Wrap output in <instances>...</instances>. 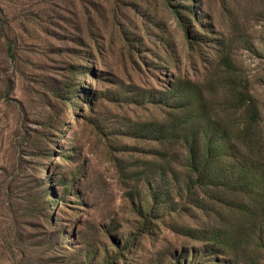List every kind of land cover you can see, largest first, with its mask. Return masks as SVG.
Wrapping results in <instances>:
<instances>
[{
    "label": "rangeland",
    "instance_id": "obj_1",
    "mask_svg": "<svg viewBox=\"0 0 264 264\" xmlns=\"http://www.w3.org/2000/svg\"><path fill=\"white\" fill-rule=\"evenodd\" d=\"M212 131L264 173V0H0V264H264Z\"/></svg>",
    "mask_w": 264,
    "mask_h": 264
},
{
    "label": "trees",
    "instance_id": "obj_2",
    "mask_svg": "<svg viewBox=\"0 0 264 264\" xmlns=\"http://www.w3.org/2000/svg\"><path fill=\"white\" fill-rule=\"evenodd\" d=\"M203 137L206 139L204 148L202 147L203 140L199 135L184 139L185 149L182 155L183 165L199 174V186H206L203 181L209 179V176L216 177L223 185L235 184L236 187L232 192L239 197L249 192L254 194L256 202L253 204L254 207L261 204L262 193H264V173L260 168L246 169L240 154L229 146V139L218 131H212ZM238 208L241 212H246L243 207L238 206ZM256 224L261 226L258 231L252 234L251 242L254 248L264 250V215L257 218ZM210 236L212 242L217 240L216 243L223 253L234 249L230 231L217 234L212 232ZM183 264H188V262H183Z\"/></svg>",
    "mask_w": 264,
    "mask_h": 264
}]
</instances>
